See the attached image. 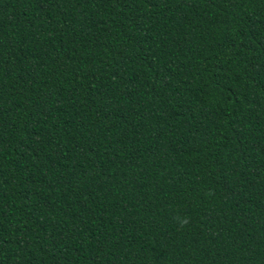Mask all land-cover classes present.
I'll return each instance as SVG.
<instances>
[{
  "label": "trees",
  "instance_id": "trees-1",
  "mask_svg": "<svg viewBox=\"0 0 264 264\" xmlns=\"http://www.w3.org/2000/svg\"><path fill=\"white\" fill-rule=\"evenodd\" d=\"M0 264H264V0H0Z\"/></svg>",
  "mask_w": 264,
  "mask_h": 264
},
{
  "label": "clouds",
  "instance_id": "clouds-1",
  "mask_svg": "<svg viewBox=\"0 0 264 264\" xmlns=\"http://www.w3.org/2000/svg\"><path fill=\"white\" fill-rule=\"evenodd\" d=\"M182 224H187L188 220L185 218L184 220L181 221Z\"/></svg>",
  "mask_w": 264,
  "mask_h": 264
}]
</instances>
